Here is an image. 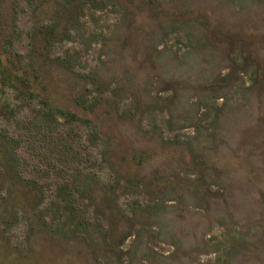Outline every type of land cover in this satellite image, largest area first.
<instances>
[{
    "label": "rangeland",
    "instance_id": "374dc122",
    "mask_svg": "<svg viewBox=\"0 0 264 264\" xmlns=\"http://www.w3.org/2000/svg\"><path fill=\"white\" fill-rule=\"evenodd\" d=\"M83 4L36 49L49 17L0 0L36 87L0 77V128L43 193L0 201V264H264V0Z\"/></svg>",
    "mask_w": 264,
    "mask_h": 264
},
{
    "label": "trees",
    "instance_id": "16d2710c",
    "mask_svg": "<svg viewBox=\"0 0 264 264\" xmlns=\"http://www.w3.org/2000/svg\"><path fill=\"white\" fill-rule=\"evenodd\" d=\"M34 5V14L43 17L45 20L49 17V20L43 22L39 29L35 32L32 39L34 40V47L37 49V42L40 40L44 44L45 48H49L54 43L61 42L64 38V34L68 33V30L64 29L65 26L76 21L78 12L83 7V2L96 3L97 0H27ZM54 15V16H53ZM2 31V30H1ZM0 31V42H3L4 34ZM12 44V40L4 39V44L0 46V77L4 86L13 88L15 90L33 94L36 89L35 81L31 80L29 71L26 68L17 66L15 62L9 59L8 49ZM1 45V44H0ZM7 55L8 63L2 61V55ZM30 55V57L33 56ZM59 60V59H58ZM61 64L67 63V59L60 58ZM18 63H21L17 60ZM45 65V64H44ZM34 70V67H33ZM37 72H42V68L39 67ZM38 77V76H37ZM46 117L53 116L54 111L45 114ZM60 117L74 118L75 114L60 110ZM90 123V120H86ZM19 140L11 135L10 131L5 128H0V184L6 187V192L1 196L0 201L6 205V209L10 211L12 219L18 218L17 209L23 205L22 199L19 197V186H24L28 189H34L33 196L43 195L41 190V177H26V166L20 160L19 154ZM70 194V193H69ZM67 195L66 204L71 210L74 200L72 196L74 194ZM8 207V208H7ZM29 217V216H28ZM33 217H37L36 214ZM8 223H11L10 221Z\"/></svg>",
    "mask_w": 264,
    "mask_h": 264
}]
</instances>
